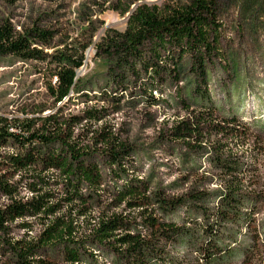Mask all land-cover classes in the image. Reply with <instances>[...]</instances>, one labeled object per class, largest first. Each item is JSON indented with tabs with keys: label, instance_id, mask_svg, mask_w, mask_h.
I'll list each match as a JSON object with an SVG mask.
<instances>
[{
	"label": "trees",
	"instance_id": "trees-1",
	"mask_svg": "<svg viewBox=\"0 0 264 264\" xmlns=\"http://www.w3.org/2000/svg\"><path fill=\"white\" fill-rule=\"evenodd\" d=\"M125 1L105 0L120 16L130 15L124 31L107 30L94 46V58L104 65L98 101L111 103L113 109L125 95L139 93L153 107L158 105L153 94L161 96L165 85L174 87L179 98L186 92L184 83L192 86L193 105L179 100L185 116L162 136L207 156L219 176L188 182L179 195L153 190L134 178L128 165L132 147L102 124L106 109L88 107L92 100L81 94L87 90L76 72L83 58L63 51L44 54L33 46L48 48L50 32L35 28L19 33L2 22L0 57L50 61L46 91L55 105L69 101L71 94L85 97L78 115L63 117L59 108L56 114L33 119L0 115V149L11 151L0 154V256L7 257L5 264H98L95 251L111 253L117 264H176L178 257L169 247L180 248L192 264H217L222 228L239 225L242 209L254 206L261 195L256 161L246 171L240 162L245 154L234 152L260 145L261 137L236 117H216L206 90L210 69L223 59L217 1ZM98 157L114 182L111 193ZM213 182L218 190L209 192L207 185ZM179 209L192 217L182 224L166 220ZM16 223L23 234L11 238ZM36 226L39 233L31 236ZM257 242L256 237L252 247ZM250 248L241 253V264H253Z\"/></svg>",
	"mask_w": 264,
	"mask_h": 264
},
{
	"label": "rangeland",
	"instance_id": "rangeland-1",
	"mask_svg": "<svg viewBox=\"0 0 264 264\" xmlns=\"http://www.w3.org/2000/svg\"><path fill=\"white\" fill-rule=\"evenodd\" d=\"M125 0H110V2ZM168 0H144L145 4L160 5ZM175 1V0H174ZM218 23L220 24V49L223 59L216 61L210 69L207 92L218 118L236 117L245 123L255 135L261 137L260 147L245 146L234 152L240 156L243 169L248 171L253 164L259 168L258 178L261 192L256 204L245 205L241 214L244 220L239 225L222 228L219 258L225 264H241V253L250 248L253 264H264V0H216ZM114 3V4H115ZM142 3L138 2L137 4ZM105 0H57L53 3L38 0H0V23L8 22L16 32L26 33L40 29L51 33L48 48L33 46L44 54L63 51L74 59L83 58V66L76 72L77 79L86 86L90 102L87 106L106 109L102 124L126 141L133 149L129 166L134 178L148 182L153 190L168 189L179 195L189 186L188 182H208L218 172L212 170L207 156L188 152L180 144L173 143L162 133L177 118L184 117L179 100L193 105L188 84L181 88V98L176 89L165 85L161 96L153 94L157 106H149L139 93L125 95L119 106L112 109L111 103L98 101V89L103 87L104 65L95 57V44L99 43L107 30L122 32L126 27L127 15L120 16L110 9ZM121 8V7H118ZM135 5L130 7L133 11ZM49 62L21 60L13 56L0 57V115L14 119H33L56 114L67 117L78 115L85 108V97L71 94L66 103L55 105L46 91L50 80ZM54 81V79L52 80ZM101 123L93 127L96 129ZM11 153L0 149V154ZM104 183L110 193L114 182L104 166L105 160L98 157ZM252 176L251 174H248ZM247 175V176H248ZM210 179V180H209ZM208 180V181H206ZM120 184V183H119ZM198 186H200L198 184ZM209 192L218 187L208 183ZM26 195L24 191L21 196ZM215 200H213L214 202ZM1 202H4L1 199ZM211 203V201H210ZM212 206V203L209 204ZM186 210L179 209L167 221L182 224L191 218ZM17 223L10 228V237L18 238L23 231ZM34 227L31 236L39 233ZM258 238L256 247L252 240ZM177 256L176 264H192L176 247L168 249ZM98 264H117L115 257L105 251H95ZM179 253V254H178ZM7 257L0 256V264ZM87 263V262H86ZM57 264H63L58 260Z\"/></svg>",
	"mask_w": 264,
	"mask_h": 264
},
{
	"label": "water",
	"instance_id": "water-1",
	"mask_svg": "<svg viewBox=\"0 0 264 264\" xmlns=\"http://www.w3.org/2000/svg\"><path fill=\"white\" fill-rule=\"evenodd\" d=\"M129 17V14L127 15V18Z\"/></svg>",
	"mask_w": 264,
	"mask_h": 264
}]
</instances>
